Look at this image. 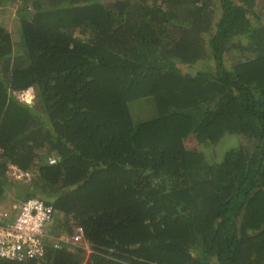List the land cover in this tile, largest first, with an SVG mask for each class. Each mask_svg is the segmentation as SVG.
Wrapping results in <instances>:
<instances>
[{"label": "trees", "instance_id": "trees-1", "mask_svg": "<svg viewBox=\"0 0 264 264\" xmlns=\"http://www.w3.org/2000/svg\"><path fill=\"white\" fill-rule=\"evenodd\" d=\"M13 1L0 0V16ZM258 6L22 0L14 40L0 18V202L11 187L20 201L42 197L91 247L49 243L42 257L0 264H264ZM29 88L31 102L19 95ZM148 95L157 115L134 123L129 102ZM191 134L242 140L214 160L186 146ZM11 165L35 174L11 179Z\"/></svg>", "mask_w": 264, "mask_h": 264}, {"label": "built area", "instance_id": "built-area-1", "mask_svg": "<svg viewBox=\"0 0 264 264\" xmlns=\"http://www.w3.org/2000/svg\"><path fill=\"white\" fill-rule=\"evenodd\" d=\"M57 157L50 156L55 162ZM30 169L15 166L13 178L28 177ZM58 213L53 203L39 196H31L8 207H0V257L7 259H32L46 253L47 244L56 247L88 248L84 227L73 224L71 232L50 230ZM52 223V224H51Z\"/></svg>", "mask_w": 264, "mask_h": 264}, {"label": "rangeland", "instance_id": "rangeland-1", "mask_svg": "<svg viewBox=\"0 0 264 264\" xmlns=\"http://www.w3.org/2000/svg\"><path fill=\"white\" fill-rule=\"evenodd\" d=\"M258 1V11H262L263 13V19H264V0H257ZM22 4V0H15L11 3H7L8 9L5 13H2L0 18L4 21H6L10 31H11V37L14 40L18 36L21 35L20 26L18 23V18H20L25 11L20 7ZM260 11V12H261ZM20 31V32H19ZM237 55V51L231 50L225 54L224 61L226 63H231L233 61V58ZM210 62L204 60V62H200L195 67H184V69H188L190 72L195 73L197 72L198 68H209ZM33 88H29L28 90L20 93L21 97H23L26 100H29L30 102L34 100V93ZM129 109L131 113V117L134 123H139L143 120L152 119L157 115V108L154 101L153 95H148L145 97L137 98L134 100H131L129 102ZM239 136L236 134H227L225 135L217 144H211V145H205L204 143H201L195 136V134L189 135L186 140L185 144L189 149H195L198 151H203L205 154L214 160H220L225 151L233 144H237L241 141ZM1 149V148H0ZM15 169V165H11V168L8 170V175L11 179L14 180H22L24 183H28V181L31 179V177L35 174V171L31 169V174L28 177H21V178H13L12 173ZM20 201V197L17 194V191L14 187H11L6 190V193L4 197L1 199L0 207H8L14 202ZM67 218L63 213H57L56 217L54 218V223L52 224V227H49L50 230H54L57 233L60 232H66L67 227L71 226L73 224H77L75 220L72 218L68 219V222L66 224ZM88 243V248L85 249V253L88 255L91 252V247ZM77 248V247H76ZM76 248H73L71 250H74ZM70 249V248H68Z\"/></svg>", "mask_w": 264, "mask_h": 264}]
</instances>
